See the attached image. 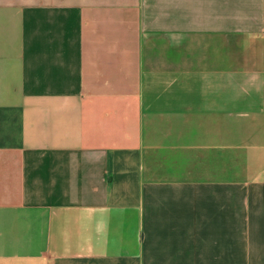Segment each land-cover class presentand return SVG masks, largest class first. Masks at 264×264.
<instances>
[{
	"label": "crops",
	"instance_id": "1",
	"mask_svg": "<svg viewBox=\"0 0 264 264\" xmlns=\"http://www.w3.org/2000/svg\"><path fill=\"white\" fill-rule=\"evenodd\" d=\"M0 264H264V0H0Z\"/></svg>",
	"mask_w": 264,
	"mask_h": 264
}]
</instances>
